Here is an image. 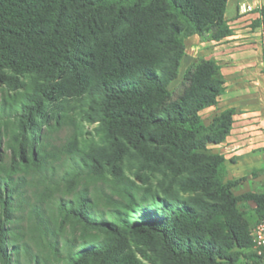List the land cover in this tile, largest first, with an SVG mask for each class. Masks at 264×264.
I'll use <instances>...</instances> for the list:
<instances>
[{"label": "trees", "instance_id": "obj_1", "mask_svg": "<svg viewBox=\"0 0 264 264\" xmlns=\"http://www.w3.org/2000/svg\"><path fill=\"white\" fill-rule=\"evenodd\" d=\"M227 1L0 0V264H142L131 244L151 264L148 249L165 264H237L248 249L264 264L229 190L198 210L120 170L130 148L184 142L188 157L203 136L227 138L233 110L210 128L199 115L224 91L215 62L196 61L170 90L186 38L230 35ZM34 75L43 84L19 81ZM66 94L96 100L87 119L102 146L55 104ZM248 200L264 215V195Z\"/></svg>", "mask_w": 264, "mask_h": 264}, {"label": "rangeland", "instance_id": "obj_2", "mask_svg": "<svg viewBox=\"0 0 264 264\" xmlns=\"http://www.w3.org/2000/svg\"><path fill=\"white\" fill-rule=\"evenodd\" d=\"M213 33V30H210L204 33L203 37L196 36L201 42L208 45L211 43L209 39ZM186 45L185 55L178 71V79L170 86L174 96L181 92L187 70L193 67L196 61L204 59L202 55H196L195 51L193 54L187 52L191 51V48H195V45ZM19 81L25 83L27 87L32 84H43V78L37 75L22 77ZM0 89L6 90L1 83ZM67 91L65 89V93ZM1 93L2 90H0V95ZM55 104L76 118L80 127L84 128L87 138L93 139L98 146L103 145L101 125L87 119V116L90 117L95 113L96 100L87 94L82 96L66 94L58 97ZM199 115L203 124L210 128L214 119L221 113L214 114L203 110ZM60 136L63 137V133ZM204 137L196 140L199 148L188 154V157H186L188 144L184 142H181L176 148L150 145L142 146L138 150L130 148L128 156L120 165V170L128 179L138 185L151 187L160 197L179 203L186 202L198 210L206 211L207 208L210 210L215 205H223L221 193L224 190H229L232 196L237 199L235 210L248 224V233L251 237L254 227L264 219V215L257 211L256 205L248 200L249 195H264V161L260 170L245 169L243 164H239L234 158L228 161L222 152L223 142L204 144L201 142ZM262 153L264 154V149H262ZM220 158L223 162L220 161ZM195 184L198 186L195 187ZM228 216L216 218L219 225L224 226L227 219H230V215ZM223 226L222 229H224ZM131 247L142 264H151L140 255L133 244ZM147 251L157 258L158 264H165L157 252H151L150 249ZM236 254L237 264H261L253 257L251 250H237Z\"/></svg>", "mask_w": 264, "mask_h": 264}, {"label": "crops", "instance_id": "obj_3", "mask_svg": "<svg viewBox=\"0 0 264 264\" xmlns=\"http://www.w3.org/2000/svg\"><path fill=\"white\" fill-rule=\"evenodd\" d=\"M250 11L244 12L246 7ZM224 20L229 36L210 44L194 35L185 40L195 45L189 54L202 55L217 64L224 91L217 104L205 112L233 110L230 133L222 152L246 169L260 170L264 154V0H228Z\"/></svg>", "mask_w": 264, "mask_h": 264}, {"label": "built area", "instance_id": "obj_4", "mask_svg": "<svg viewBox=\"0 0 264 264\" xmlns=\"http://www.w3.org/2000/svg\"><path fill=\"white\" fill-rule=\"evenodd\" d=\"M251 7H246L244 12L250 11ZM252 250L256 256L263 259L264 262V219H262L251 233Z\"/></svg>", "mask_w": 264, "mask_h": 264}]
</instances>
